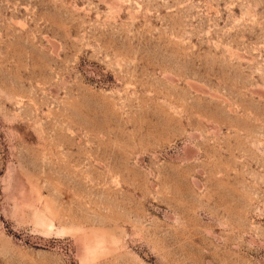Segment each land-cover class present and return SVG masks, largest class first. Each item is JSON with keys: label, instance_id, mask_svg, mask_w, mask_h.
I'll use <instances>...</instances> for the list:
<instances>
[{"label": "rangeland", "instance_id": "obj_1", "mask_svg": "<svg viewBox=\"0 0 264 264\" xmlns=\"http://www.w3.org/2000/svg\"><path fill=\"white\" fill-rule=\"evenodd\" d=\"M0 264H264V0H0Z\"/></svg>", "mask_w": 264, "mask_h": 264}]
</instances>
